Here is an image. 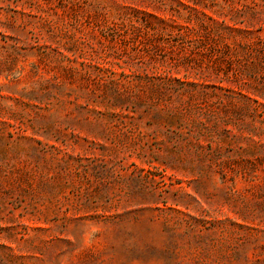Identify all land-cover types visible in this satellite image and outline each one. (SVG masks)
I'll use <instances>...</instances> for the list:
<instances>
[{
    "label": "rangeland",
    "instance_id": "obj_1",
    "mask_svg": "<svg viewBox=\"0 0 264 264\" xmlns=\"http://www.w3.org/2000/svg\"><path fill=\"white\" fill-rule=\"evenodd\" d=\"M0 264H264V0H0Z\"/></svg>",
    "mask_w": 264,
    "mask_h": 264
}]
</instances>
